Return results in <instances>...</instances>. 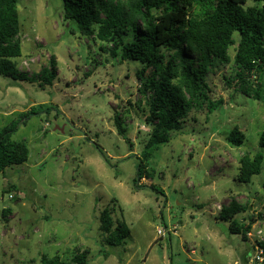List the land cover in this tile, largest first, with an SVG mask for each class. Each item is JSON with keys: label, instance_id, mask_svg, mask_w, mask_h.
<instances>
[{"label": "rangeland", "instance_id": "obj_1", "mask_svg": "<svg viewBox=\"0 0 264 264\" xmlns=\"http://www.w3.org/2000/svg\"><path fill=\"white\" fill-rule=\"evenodd\" d=\"M17 10L18 71L30 77L54 58L57 72L43 88L0 76V131L32 106L50 108L18 123L11 136L29 154L0 174V264H40L42 256L56 255L69 261L82 252L87 264H250L264 243V163L259 175L240 183L238 161L264 155L258 146L264 74L260 101L227 84L236 70L238 35L229 64L207 76L209 97L222 106L212 114L205 107L191 110L135 185L137 158L150 133L136 78L140 64L112 57L111 44L64 21L62 0H18ZM117 114L127 140L117 133ZM234 128L244 135L239 147L226 139ZM231 202L243 208L233 218L221 212ZM5 209L10 213L2 218ZM104 210L129 229L121 247L105 245L99 231ZM232 222L251 226L245 240L230 232ZM262 256L252 264H264Z\"/></svg>", "mask_w": 264, "mask_h": 264}, {"label": "trees", "instance_id": "obj_2", "mask_svg": "<svg viewBox=\"0 0 264 264\" xmlns=\"http://www.w3.org/2000/svg\"><path fill=\"white\" fill-rule=\"evenodd\" d=\"M18 0H0V76L13 81L37 82L40 88L51 86L56 78V61L50 67L28 77L13 62L22 56ZM253 5L249 6L248 3ZM63 19L76 24L84 36L111 44L110 54H119L121 61L140 64L136 78L140 81L139 93L146 98L147 115L144 123L149 127L147 141L137 158L136 177L147 178L149 161L161 146L167 144L173 132L184 124L193 109L205 107L212 114L222 101L209 97L207 76L218 65L231 61L228 51L236 43L235 66L232 80L227 84L244 97L261 100L264 74V0H62ZM44 105L32 106L17 115L10 127L0 131V174L11 166L24 164L28 148L24 142L11 139L18 123L48 111ZM117 133L124 140L125 130L121 117L114 118ZM229 144L239 147L244 135L234 128L227 133ZM258 146L264 150V130ZM107 162V160L105 159ZM264 155H243L239 161L238 182L248 183L263 169ZM264 187V183H263ZM12 187L8 191L12 190ZM154 190V188H152ZM243 211L231 202L223 214ZM10 213H1L6 218ZM230 232L242 235L245 240L251 226L231 223ZM99 231L105 235V245L121 247L129 234L124 221L112 219V212L99 215ZM264 251V243H258ZM87 252L74 254L69 261L59 256L40 258V264H87Z\"/></svg>", "mask_w": 264, "mask_h": 264}, {"label": "built area", "instance_id": "obj_3", "mask_svg": "<svg viewBox=\"0 0 264 264\" xmlns=\"http://www.w3.org/2000/svg\"><path fill=\"white\" fill-rule=\"evenodd\" d=\"M10 198H11V196H10ZM262 254H263L262 249H261V251L258 250V253L255 256V259L250 260L251 261L250 264H252V263H262L263 262V256H262ZM233 264H237V263H233Z\"/></svg>", "mask_w": 264, "mask_h": 264}, {"label": "crops", "instance_id": "obj_4", "mask_svg": "<svg viewBox=\"0 0 264 264\" xmlns=\"http://www.w3.org/2000/svg\"><path fill=\"white\" fill-rule=\"evenodd\" d=\"M235 263H237V262H235Z\"/></svg>", "mask_w": 264, "mask_h": 264}]
</instances>
